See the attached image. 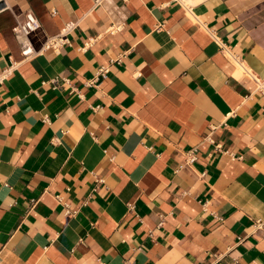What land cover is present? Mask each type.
<instances>
[{
  "label": "crops",
  "instance_id": "crops-1",
  "mask_svg": "<svg viewBox=\"0 0 264 264\" xmlns=\"http://www.w3.org/2000/svg\"><path fill=\"white\" fill-rule=\"evenodd\" d=\"M0 2V264H264V0Z\"/></svg>",
  "mask_w": 264,
  "mask_h": 264
},
{
  "label": "built area",
  "instance_id": "built-area-1",
  "mask_svg": "<svg viewBox=\"0 0 264 264\" xmlns=\"http://www.w3.org/2000/svg\"><path fill=\"white\" fill-rule=\"evenodd\" d=\"M39 27H40L39 20L33 14V12H31L29 10L25 11L24 13H22L21 15H19L15 18V26L13 27V30H14V35L17 38L18 43L22 49L21 50L22 53L27 54L28 52L31 51V47H30L29 42L27 40V35L30 32L35 31ZM120 29H121V27H119V26L118 27L112 26L108 29V31L110 33H115L117 31H119ZM63 43H66V40L63 38L62 35L52 37L44 43V48H49V47L57 48L60 45H62ZM90 43L91 42L85 43L83 46V49L88 47V45H90ZM12 68H13V66L11 65L7 69L0 71V84L11 73ZM107 73H108L107 68L104 66H100L97 69V71L94 73L93 77L91 79H89L86 84L88 86L96 84L99 76L105 77L107 75ZM258 90H260L262 95L264 96V90L261 87H258ZM194 152H195L194 149H190V150L186 151L184 162L189 163V164L193 163V161L196 159ZM58 199H60V197H58ZM66 212H68V211H66ZM260 223H261L260 221L256 222V226H258Z\"/></svg>",
  "mask_w": 264,
  "mask_h": 264
},
{
  "label": "water",
  "instance_id": "water-1",
  "mask_svg": "<svg viewBox=\"0 0 264 264\" xmlns=\"http://www.w3.org/2000/svg\"><path fill=\"white\" fill-rule=\"evenodd\" d=\"M2 7H3V3L0 2V8H2Z\"/></svg>",
  "mask_w": 264,
  "mask_h": 264
}]
</instances>
